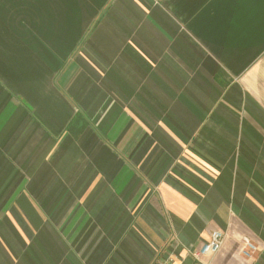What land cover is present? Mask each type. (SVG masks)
<instances>
[{"label": "crops", "instance_id": "0c3cea01", "mask_svg": "<svg viewBox=\"0 0 264 264\" xmlns=\"http://www.w3.org/2000/svg\"><path fill=\"white\" fill-rule=\"evenodd\" d=\"M215 230L210 264H264V0H0V264H197Z\"/></svg>", "mask_w": 264, "mask_h": 264}, {"label": "built area", "instance_id": "2783aa9c", "mask_svg": "<svg viewBox=\"0 0 264 264\" xmlns=\"http://www.w3.org/2000/svg\"><path fill=\"white\" fill-rule=\"evenodd\" d=\"M225 239V234L220 230L211 233L207 243L193 252V258L197 264H210V258L213 257L221 249ZM258 253L257 246L249 239L244 238L242 241V255L246 259H254ZM153 264H176L172 257H159Z\"/></svg>", "mask_w": 264, "mask_h": 264}, {"label": "trees", "instance_id": "16d2710c", "mask_svg": "<svg viewBox=\"0 0 264 264\" xmlns=\"http://www.w3.org/2000/svg\"><path fill=\"white\" fill-rule=\"evenodd\" d=\"M88 125V119L84 115L78 114L69 124L67 130L74 138H79Z\"/></svg>", "mask_w": 264, "mask_h": 264}]
</instances>
